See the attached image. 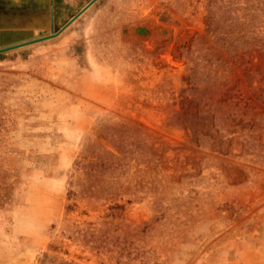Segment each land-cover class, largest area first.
Listing matches in <instances>:
<instances>
[{"label": "rangeland", "instance_id": "rangeland-1", "mask_svg": "<svg viewBox=\"0 0 264 264\" xmlns=\"http://www.w3.org/2000/svg\"><path fill=\"white\" fill-rule=\"evenodd\" d=\"M0 264H264V0H98L1 54Z\"/></svg>", "mask_w": 264, "mask_h": 264}, {"label": "crops", "instance_id": "crops-1", "mask_svg": "<svg viewBox=\"0 0 264 264\" xmlns=\"http://www.w3.org/2000/svg\"><path fill=\"white\" fill-rule=\"evenodd\" d=\"M90 1L0 0V49L54 33Z\"/></svg>", "mask_w": 264, "mask_h": 264}, {"label": "water", "instance_id": "water-1", "mask_svg": "<svg viewBox=\"0 0 264 264\" xmlns=\"http://www.w3.org/2000/svg\"><path fill=\"white\" fill-rule=\"evenodd\" d=\"M96 1L98 0H91L90 2H88L75 16H73L58 32L56 33H52L50 35H46V36H41V37H38L36 39H33V40H30V41H27V42H24V43H20V44H17V45H13V46H10V47H6V48H3V49H0V54L2 53H5V52H9L11 50H15V49H18V48H21V47H25V46H30V45H33V44H37V43H40V42H43V41H47V40H50V39H53L55 38L60 32H62L64 29H66L70 24H72L79 16H81L89 7H91ZM144 33H147V31H145V29H141V28H138L136 29V33L137 34H143Z\"/></svg>", "mask_w": 264, "mask_h": 264}, {"label": "bare ground", "instance_id": "bare-ground-1", "mask_svg": "<svg viewBox=\"0 0 264 264\" xmlns=\"http://www.w3.org/2000/svg\"><path fill=\"white\" fill-rule=\"evenodd\" d=\"M146 31V30H145Z\"/></svg>", "mask_w": 264, "mask_h": 264}]
</instances>
